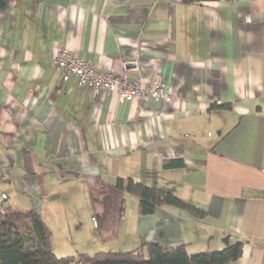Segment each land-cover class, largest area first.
I'll return each mask as SVG.
<instances>
[{
  "label": "crops",
  "instance_id": "obj_1",
  "mask_svg": "<svg viewBox=\"0 0 264 264\" xmlns=\"http://www.w3.org/2000/svg\"><path fill=\"white\" fill-rule=\"evenodd\" d=\"M58 48L130 81H164L172 101L119 102L62 80ZM127 177L205 215H139L114 186ZM0 198L52 230L60 216L69 233L88 228L77 253H197L229 236L243 244L230 264H264V0H0Z\"/></svg>",
  "mask_w": 264,
  "mask_h": 264
},
{
  "label": "trees",
  "instance_id": "obj_2",
  "mask_svg": "<svg viewBox=\"0 0 264 264\" xmlns=\"http://www.w3.org/2000/svg\"><path fill=\"white\" fill-rule=\"evenodd\" d=\"M114 186L137 198L139 215L152 214L160 206L175 207L196 217L205 215L202 209L173 192L129 177L117 178ZM50 235V229L35 210L0 207V264H230L240 257L243 247L242 242H231L225 236L221 249L197 253H189L185 244L146 243L126 252L57 256L51 247Z\"/></svg>",
  "mask_w": 264,
  "mask_h": 264
},
{
  "label": "built area",
  "instance_id": "obj_3",
  "mask_svg": "<svg viewBox=\"0 0 264 264\" xmlns=\"http://www.w3.org/2000/svg\"><path fill=\"white\" fill-rule=\"evenodd\" d=\"M51 63L53 67L61 69L62 80L73 77L79 87L87 86L92 90L113 94L119 102L150 99L170 103L173 98V87L164 81L149 84L141 77L130 81L123 73L115 74L95 68L66 48H58L52 55Z\"/></svg>",
  "mask_w": 264,
  "mask_h": 264
},
{
  "label": "rangeland",
  "instance_id": "obj_4",
  "mask_svg": "<svg viewBox=\"0 0 264 264\" xmlns=\"http://www.w3.org/2000/svg\"><path fill=\"white\" fill-rule=\"evenodd\" d=\"M132 197L134 198V200H136L135 211H136V213H138V211H137V198L134 195H132ZM127 199L128 198H126V200ZM126 203L128 205L131 204L130 201H127ZM5 204H6V201L3 200V198H0V207L2 205H5ZM17 205L20 208V210L22 209L21 207H25V206H23V204L21 202H17ZM59 212L60 211H57V213H59ZM80 216H81L82 219L85 218L84 222H85V224L87 226V222L88 221H87L85 212H83V214L81 213ZM88 219H89L90 223H92L91 219L90 218H88ZM56 221L57 222L54 223V229L53 230L50 227H48V228L50 229V232H51V235H50L51 246H52L53 252L57 256L64 255V253H66L65 251H67L66 248H69V250L71 248V250L73 252H70V253L72 255H75V254H77V252H75V250L81 249L82 246L85 247V249H87L89 246H91V245L87 244V243H89L87 241V239H89V236H90V230L88 228H86L84 230V232L86 233L85 237L76 236L75 230H73V228H70L71 233L68 232L69 231V226L66 223V221L63 219L62 216L58 217V219H56ZM66 244L69 247H67ZM73 245H74L75 248L73 247ZM102 246L103 245H101V246H93V248H90L91 249L90 250L91 253H88V254L96 253V251H98V252L99 251L107 252L108 249H113V247L115 248V251L119 250L118 246H111V247L110 246L102 247Z\"/></svg>",
  "mask_w": 264,
  "mask_h": 264
}]
</instances>
